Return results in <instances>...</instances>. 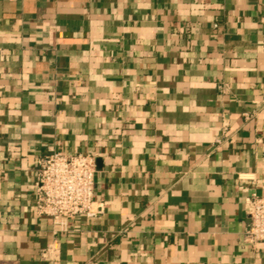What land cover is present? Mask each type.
Wrapping results in <instances>:
<instances>
[{"label":"crops","instance_id":"0c3cea01","mask_svg":"<svg viewBox=\"0 0 264 264\" xmlns=\"http://www.w3.org/2000/svg\"><path fill=\"white\" fill-rule=\"evenodd\" d=\"M52 152L95 156L98 217L36 214ZM249 192L264 0H0V264H264Z\"/></svg>","mask_w":264,"mask_h":264},{"label":"built area","instance_id":"2783aa9c","mask_svg":"<svg viewBox=\"0 0 264 264\" xmlns=\"http://www.w3.org/2000/svg\"><path fill=\"white\" fill-rule=\"evenodd\" d=\"M95 174L94 155L57 152L44 155L38 161L34 183L36 214L51 219L56 229L62 222L77 216L90 220L98 217L102 205L94 201ZM243 209L248 219L243 242L251 246L264 243V196L246 193ZM52 251L47 247L43 255Z\"/></svg>","mask_w":264,"mask_h":264}]
</instances>
